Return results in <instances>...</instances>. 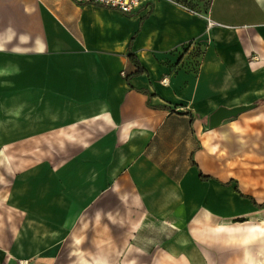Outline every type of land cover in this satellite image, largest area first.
<instances>
[{
    "label": "crops",
    "instance_id": "0c3cea01",
    "mask_svg": "<svg viewBox=\"0 0 264 264\" xmlns=\"http://www.w3.org/2000/svg\"><path fill=\"white\" fill-rule=\"evenodd\" d=\"M209 15L215 26L209 27ZM130 54L146 71L138 72ZM251 55L252 72L264 71V0H213L210 13L204 14L168 0H156L152 9L132 14L76 0H0V84L20 90L22 73L28 71L30 91L51 94L52 103L59 98L75 105L70 112L88 123L94 137H113L109 150L126 152L109 165L108 174L93 172L94 230L88 238L78 230L52 228L46 230L47 239L30 241L27 254L24 242L22 248L21 240L5 233L0 264L24 259L31 264H114L117 247L125 248L124 263H143L136 260L132 236L125 243L122 233L141 230L144 219L126 213L125 202L140 206L159 184L168 188L189 179L187 164L177 167L175 179L162 168L157 146H167V153L184 145L192 151L194 143L182 141L201 126L191 110L197 104L213 105L215 93L223 102L228 73L245 68L236 61ZM37 76L44 81L38 84ZM215 77L222 80L214 87L217 91L207 84ZM37 98L41 101V95L35 103ZM102 149L93 145L94 151ZM192 161L193 169L202 170ZM144 186L150 187L148 192Z\"/></svg>",
    "mask_w": 264,
    "mask_h": 264
},
{
    "label": "rangeland",
    "instance_id": "374dc122",
    "mask_svg": "<svg viewBox=\"0 0 264 264\" xmlns=\"http://www.w3.org/2000/svg\"><path fill=\"white\" fill-rule=\"evenodd\" d=\"M168 1L201 14L210 13L213 3ZM253 60L251 55L236 61L246 66L228 73V83L223 84H228V94L223 102L215 93L213 105L197 104L200 109L191 110L201 126L196 135L189 134L182 141L194 143L192 151L188 145L184 149V145L180 151L167 153V146H157L156 157L162 168L173 173L175 179L177 167L187 164V175L192 172L189 179L176 181L168 188L159 184L155 193L144 186L143 191L149 192L138 202L140 206L125 202L126 213H133L134 219H144L141 230L122 233L123 237L127 235L125 243L130 244L132 236L136 260L143 262L138 264H195L205 259L213 264L247 262L248 247L253 259L264 264V207L242 196L234 184H224L236 179L244 194L264 203V71L253 73ZM233 62L229 56L227 63ZM37 78L38 84L44 81ZM220 82L215 77L207 84L217 91L214 87ZM21 86L24 87L19 90L12 84H0V239L5 233L10 238L15 235L18 242L22 241L20 247L26 244L29 254L30 241L38 236L47 239L46 230L52 228L78 230L89 237L94 230L93 172L108 174L109 165L126 152L109 150L113 137H94L88 123L73 114L75 105L61 103L59 98L52 103L51 94L30 91L28 71L22 73ZM40 95L41 101L37 98L35 103V97ZM16 99L23 103V109L21 116L14 119L10 107L18 104ZM30 100L33 101L29 103ZM220 107L241 110L211 126L210 116ZM94 144L103 149L94 151ZM192 159L204 174L215 179L203 181L198 170L193 169ZM149 162L146 158V165ZM178 223L182 225L177 228ZM184 231L191 241L188 247L178 239ZM124 250L116 248V256L111 258L114 264H128L123 262Z\"/></svg>",
    "mask_w": 264,
    "mask_h": 264
},
{
    "label": "built area",
    "instance_id": "2783aa9c",
    "mask_svg": "<svg viewBox=\"0 0 264 264\" xmlns=\"http://www.w3.org/2000/svg\"><path fill=\"white\" fill-rule=\"evenodd\" d=\"M76 1L82 4H95L98 6L114 8L128 14H132L141 8L152 9L155 6V2H156V0H76ZM208 25L209 27L216 25V22L211 19L210 15L208 16ZM164 80L166 82L168 81V79L166 78ZM20 264H31V261L29 259H24L20 261Z\"/></svg>",
    "mask_w": 264,
    "mask_h": 264
},
{
    "label": "trees",
    "instance_id": "16d2710c",
    "mask_svg": "<svg viewBox=\"0 0 264 264\" xmlns=\"http://www.w3.org/2000/svg\"><path fill=\"white\" fill-rule=\"evenodd\" d=\"M129 58L132 62H134L137 66H138V72H143V71H146V69L141 65L139 59L133 55V54H130L129 55ZM194 164L198 166L199 168V165L194 161ZM199 173H200V178L203 180V181H209L211 179H215L214 176L212 175H206L202 172V170L199 168ZM225 185H235V189L244 197L248 198L254 205L258 206V207H264V203H259L256 198L252 195H248V194H244L242 192V190L240 189V186H239V183L236 179H232L226 183H224Z\"/></svg>",
    "mask_w": 264,
    "mask_h": 264
},
{
    "label": "bare ground",
    "instance_id": "6f19581e",
    "mask_svg": "<svg viewBox=\"0 0 264 264\" xmlns=\"http://www.w3.org/2000/svg\"><path fill=\"white\" fill-rule=\"evenodd\" d=\"M1 65V64H0ZM22 109H23V103H18V104H14V106H11L10 107V112H11V114H12V116H13V118L15 117H20L21 116V113H22ZM199 158H201V156L199 155ZM182 225V223H178L177 225H176V227L178 228L179 226H181ZM178 239H179V242L181 243V245H183V247H188V246H190L191 245V241H190V238H189V236L188 235H186V232L184 231L183 233H181V234H179V237H178ZM247 254H248V258L252 261V262H254V264H259L258 262H257V260L255 259H253V252H252V249H251V247H248L247 248Z\"/></svg>",
    "mask_w": 264,
    "mask_h": 264
},
{
    "label": "water",
    "instance_id": "95a60500",
    "mask_svg": "<svg viewBox=\"0 0 264 264\" xmlns=\"http://www.w3.org/2000/svg\"><path fill=\"white\" fill-rule=\"evenodd\" d=\"M241 109L239 107L237 108H226V107H220L216 109L210 116V125L211 126H216L221 119L224 117L230 116L232 114H237Z\"/></svg>",
    "mask_w": 264,
    "mask_h": 264
}]
</instances>
